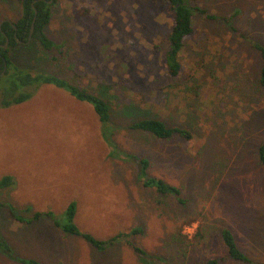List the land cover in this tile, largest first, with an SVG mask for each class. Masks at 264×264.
Wrapping results in <instances>:
<instances>
[{"label": "rangeland", "instance_id": "rangeland-1", "mask_svg": "<svg viewBox=\"0 0 264 264\" xmlns=\"http://www.w3.org/2000/svg\"><path fill=\"white\" fill-rule=\"evenodd\" d=\"M188 2L204 12L193 14L175 77L166 70L173 11L164 0H58L46 27L62 45L57 58L36 44L16 51L23 67L105 98L116 148L94 107L55 85L0 107V180L15 181L0 188V264H264V88L255 46H264V0ZM20 15L18 0H0V24ZM141 118L193 137L128 128ZM118 148L147 159V175L180 195L146 187L138 161L110 155ZM72 201L82 230L101 239L126 233L158 260L145 262L126 241L98 250L66 235L53 221H66ZM11 208L25 218L44 215L22 222ZM224 228L251 263L228 255ZM134 229L141 232L129 237Z\"/></svg>", "mask_w": 264, "mask_h": 264}, {"label": "trees", "instance_id": "trees-1", "mask_svg": "<svg viewBox=\"0 0 264 264\" xmlns=\"http://www.w3.org/2000/svg\"><path fill=\"white\" fill-rule=\"evenodd\" d=\"M18 1L21 5L20 17L16 20H4L0 28V107H10L24 103L30 100L43 85H55L68 91L76 99L88 102L94 107L95 113L101 122L102 134L114 146L111 138L107 137V127L113 128L112 131L115 127L112 124L111 107L105 98L63 77L44 71H33L15 61L14 54L16 51L21 47H29L32 44L43 48L45 52L47 51L49 54L48 58L51 59H56L57 53H61L62 51V45L46 32V27L52 18V6L58 0H52V2L50 0ZM164 2L173 11L172 27L168 34V47L165 52L166 70L168 75L175 77L179 75L183 66L181 55L185 48V41L194 30L193 14L197 10H201L202 12L204 10L192 6L188 0H164ZM33 24L34 29L31 35ZM7 39H9L8 44L3 46ZM255 46L260 50L261 54L259 82L264 88V46L260 44H256ZM55 52L56 54H54ZM128 128L130 130L150 133L159 139H170L174 136H179L190 140L193 137L188 129L169 126L163 120L156 118H141L131 123ZM110 155L118 158H133L138 161L141 167L140 177L146 187H156L160 193L165 195H180L179 187L147 175V167L149 164L147 159L139 158L130 152L119 150V148L112 151ZM258 156L264 168V143L258 148ZM14 183V178L11 175H6L0 180V188L13 187ZM77 209V203L72 201L64 212L66 221L61 222L55 218L53 223L61 228L66 235L81 237L85 242L98 250H105L109 246L126 241V233H119L108 239H101L91 232L82 230L75 221ZM10 211L15 219L28 223L37 221L44 215L38 212L32 218H25L18 215L14 208H11ZM45 215L52 218L54 213L50 210ZM140 232L141 229H134L128 235L131 234L129 236L131 237ZM222 238L230 257L245 263L252 262L238 247L234 234L229 228L222 230ZM129 240L126 242L132 246L138 256L143 258L145 262H149L148 260H158L157 256L149 253L131 239ZM0 245L3 244L0 243ZM5 248L8 249L7 246ZM21 260L25 264H44L36 258H23ZM212 263L214 264L216 261H211L210 264Z\"/></svg>", "mask_w": 264, "mask_h": 264}, {"label": "water", "instance_id": "water-1", "mask_svg": "<svg viewBox=\"0 0 264 264\" xmlns=\"http://www.w3.org/2000/svg\"><path fill=\"white\" fill-rule=\"evenodd\" d=\"M50 2H52V0H50ZM36 13H37V11H36ZM0 28H1V24H0ZM33 29H34V24L32 26L31 35L33 33ZM8 42H9V39H7L6 43L3 46H6L8 44Z\"/></svg>", "mask_w": 264, "mask_h": 264}]
</instances>
